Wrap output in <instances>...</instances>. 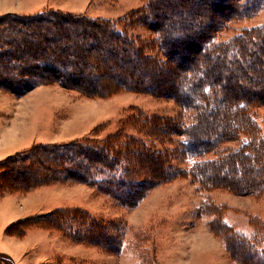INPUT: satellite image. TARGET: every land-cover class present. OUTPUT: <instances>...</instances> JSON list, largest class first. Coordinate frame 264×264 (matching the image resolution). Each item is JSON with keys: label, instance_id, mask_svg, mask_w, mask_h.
<instances>
[{"label": "trees", "instance_id": "obj_1", "mask_svg": "<svg viewBox=\"0 0 264 264\" xmlns=\"http://www.w3.org/2000/svg\"><path fill=\"white\" fill-rule=\"evenodd\" d=\"M142 1L117 20L55 9L0 15L1 90L18 98L43 85L87 97L150 93L191 114L183 121L133 107L104 139L95 129L68 142L34 144L0 162V198L71 182L135 208L150 190L184 178L201 192L264 200V24L219 40L232 23L264 9V0ZM233 142L236 147L227 145ZM228 210L206 200L200 214L211 218L208 228L233 262L264 264V221L250 217L253 232L246 234L226 222ZM81 214L59 208L7 232L23 236L44 228L84 243L96 226L95 235L105 234L96 245L118 251L120 235L91 215L74 227ZM0 264L15 262L0 253Z\"/></svg>", "mask_w": 264, "mask_h": 264}, {"label": "rangeland", "instance_id": "obj_2", "mask_svg": "<svg viewBox=\"0 0 264 264\" xmlns=\"http://www.w3.org/2000/svg\"><path fill=\"white\" fill-rule=\"evenodd\" d=\"M2 2L5 3V12L29 15L40 10L55 9L64 12L79 11V14L112 20L124 17L144 6L142 0H0V5ZM262 24L264 9L252 18L232 23L230 29L223 32L219 40H228L245 27ZM142 35L149 38L145 31H142ZM133 107H139L147 114L164 118L180 116L183 121L188 120L191 115L184 112L173 99L155 97L150 93L125 91L104 98L87 97L65 90L59 85L40 86L21 98L6 91L0 92V113L5 114V117L0 114V118L5 120V127L12 126L23 133V140L17 145L24 147V150L29 149L33 142L35 144L68 142L91 135L95 129H99L98 136L104 139L117 131L120 120ZM259 123L264 132V107L259 109ZM0 141H5V153L13 150L9 148L17 146L12 145L15 140L8 138L6 134ZM227 145L236 147L237 143ZM198 189V185L192 184L190 179L178 178L150 190L137 207L127 208L83 184L67 182L35 188L28 193L41 194L32 199L37 208L44 206L45 210L42 209L44 212L63 207L78 208L82 214L79 219L77 218V222L73 223L74 227L86 225L84 213L89 214L92 219L106 224V230H112L120 235L121 247L115 251L105 247L104 243L96 245L100 240L98 236H105L100 232L95 235L93 231L96 226L87 231L90 240L84 243L78 242L79 240L70 237L66 232L52 230L48 239L44 240L46 242L39 248H33L28 258L32 262L40 258L41 264H163L164 255L172 249L184 247L188 241L187 236L214 235L208 228L211 218L201 217L200 214L206 200L226 205L229 209L227 222L244 231L250 229L249 218L242 210L233 209L230 205L240 208L245 206L256 213L257 207L253 204L257 202L259 207L264 209V200H258L253 196H251L253 198L235 196L227 190L201 192ZM28 193L13 194H19L20 197L25 194L27 197ZM217 240L223 244L219 238L215 239ZM209 242H204L205 250L210 252V258L206 260L213 262L218 256V246L216 242H214L216 244ZM112 247L117 249L116 244ZM184 253L186 255L187 251Z\"/></svg>", "mask_w": 264, "mask_h": 264}, {"label": "crops", "instance_id": "obj_3", "mask_svg": "<svg viewBox=\"0 0 264 264\" xmlns=\"http://www.w3.org/2000/svg\"><path fill=\"white\" fill-rule=\"evenodd\" d=\"M9 12L10 11L5 12V3L2 2L0 5V15L9 13ZM66 12L79 14V11H73V12L66 11ZM12 13H16V12H12ZM19 14H23V13H19ZM87 15L93 18H102L100 16H93L89 14ZM1 91H5V90L0 89V92ZM1 115L4 116L5 114H1ZM5 134L8 136V138L10 137L15 140L12 143L13 146L17 145L20 141L23 140V137H22L23 133H20L19 130L12 128V126L5 127V120H3V118H0V138L4 137ZM39 143H46V142H39ZM48 143H53V142H48ZM34 144L35 142H33L30 146ZM9 149H13V150L11 151L7 150L8 152L5 153V141L4 142L0 141V162L5 160L9 156L14 155L17 152L24 150L25 148L17 145ZM24 195L20 197L19 194H9V195H5L4 197L0 198V253H5L9 255L14 260L15 264H41L42 259L39 258L35 260L34 262H32L28 258V256H29L30 251L33 248H36V247L39 248L40 246H42L44 242H46L44 240L48 239V236H50L51 234L50 231L41 230L39 228L31 229L23 236L9 235L7 232V228L10 225L20 220L52 211L50 210V211L44 212L42 210L43 208L45 210L44 206L37 208L36 203L32 201V199L35 196L41 195L40 193L31 192V193H28L27 197ZM233 195L238 196L236 194H233ZM242 197L253 198L251 196H242ZM256 203L253 204L255 207H257L255 208L256 213H253V211L249 210L245 206H243L242 208L235 207L231 203H230L231 204L230 206L233 209L235 208L237 210H242L244 215H246L247 218H249V222H250V217H253V216L259 217L262 221H264V211H263L264 209L262 208L263 209L262 210L259 207L260 205ZM63 208H67V207H63ZM53 210H56V208ZM228 215L229 214L227 212L225 216V220L227 219ZM229 225L235 227L237 230L243 233H246V234H250L253 232V227L251 226V223H250V229L248 231L241 230L232 224H229ZM213 236L214 235H211V234H203V236L191 234L187 236L188 241L186 245H184V247L181 246L179 248L168 251L164 255V258L162 259L163 264H237L233 262L227 256L224 245L221 244L219 240L215 241V239L217 238ZM205 241H210L209 243L213 242V244L217 243L218 256L214 258L215 260L213 262H209L208 260H206L210 258L209 256L210 252L208 250H205L204 248ZM189 248H191L190 251H189ZM185 251H187L186 255L185 253L183 254V252Z\"/></svg>", "mask_w": 264, "mask_h": 264}]
</instances>
